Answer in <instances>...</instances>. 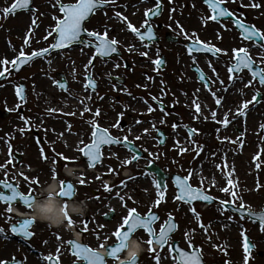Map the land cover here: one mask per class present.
Here are the masks:
<instances>
[{"label":"rangeland","instance_id":"obj_1","mask_svg":"<svg viewBox=\"0 0 264 264\" xmlns=\"http://www.w3.org/2000/svg\"><path fill=\"white\" fill-rule=\"evenodd\" d=\"M12 1L1 0L0 4V71L8 69L6 79L0 81V109L10 111L7 119L0 118V177L10 179L12 173L18 174L24 168L28 186L34 187L41 181L50 182L53 165H65L58 156L60 153L72 158V163L79 166L82 158L78 149L83 146L80 142L85 143L88 137L91 138L93 125L89 121H95L116 137L133 141L144 151L145 159L157 161L166 171L178 172L186 177L191 172V183L217 199V203L211 206L178 201L171 183L164 191L155 189L154 176L144 169L147 165L145 160L132 162L134 154L130 151L122 147H106L103 150L104 160L96 168L98 175L92 173V183H85L84 186L102 189L105 204L115 201V208H121L120 216L124 214V206L136 207L139 212L149 209L158 211L160 220L155 225L156 231L169 214L178 223L169 243L155 249V252L150 251L153 248L147 244V235L141 231L137 234L136 238L142 239L145 246L138 264H157V253L159 264H180L170 249L173 240H178L186 248L192 245L200 248L206 264H264V225L241 219L220 204L221 200L233 199L235 204H243L252 210H264V134L253 130L249 138L241 143L215 138L211 145L205 139L181 142L172 138L160 146L150 127L152 123L155 126L157 123H140L145 117H159L160 114L149 111V104H152L150 98L154 96L159 99L156 92L161 87L160 77L152 65L156 52L150 51L149 55L143 49L147 55L140 57L141 51L136 53L134 47L139 45L135 42L137 37L129 27H141L145 3L139 0H114L110 3V9L105 11L117 16L108 24L121 25L122 29L117 28V31L125 40H131V43L127 42L126 49L132 47L134 50L125 56L132 65L130 70H126L119 59H95L86 68L94 54L89 48L78 47L51 53L15 74L11 68L21 50L25 55H30L32 51L48 47L53 42L54 17H62V13L56 0H32L35 11H21L5 19L3 10ZM67 1L76 2L61 0L63 3ZM102 15L99 16L107 23ZM50 31L53 36H48L46 40L45 36ZM25 39L29 40L27 45ZM5 60L7 63H4ZM87 73H91L100 84L97 92L90 91L85 85ZM115 75L126 78L125 83L122 85L114 80ZM61 76L68 82L67 90L57 83ZM20 83L26 87V104L17 94ZM49 97L53 101H49ZM62 102H67L71 107L73 102L75 105L61 108V112L57 113L54 109L56 103ZM137 103L141 106L136 107ZM96 109H100L99 116L95 115ZM259 109L264 116V104ZM122 120L125 121L124 127ZM143 128L150 131V137L142 136L139 131ZM35 131L43 141L35 136ZM240 144L245 145L243 152L238 148ZM17 154L19 161L15 159ZM103 177L113 183L108 185ZM228 179H232L233 184L229 185ZM223 187H228L230 192L222 191ZM231 191H235L237 197H233ZM158 192L164 193L159 205L156 203ZM117 193L124 196L123 201ZM193 207L199 215L192 212ZM244 234H248L255 244V249L249 253L244 248ZM14 253L16 248L1 256L9 257Z\"/></svg>","mask_w":264,"mask_h":264},{"label":"flooded vegetation","instance_id":"obj_2","mask_svg":"<svg viewBox=\"0 0 264 264\" xmlns=\"http://www.w3.org/2000/svg\"><path fill=\"white\" fill-rule=\"evenodd\" d=\"M143 1L147 7L145 20L148 21L145 30L150 25L153 37L148 38L151 42H142L139 38L137 40L144 48L160 50L163 65L160 69L161 89L158 91L161 115L144 122L160 121L167 140L199 138L211 142L219 138L241 143L250 135V131L264 134V116L259 109L264 104V85L258 83V77L253 80L248 69L240 73L228 71L229 66L234 63L232 49L240 47L248 49L249 56L255 61L254 67H264V48L254 41L244 40L241 29L233 23L234 19L239 18L264 32V0H224L221 7H226L234 15L221 17L217 21L208 19L213 13L205 0ZM157 3L161 5L160 14L150 18L151 12L148 10L154 11ZM254 4L259 7L253 6ZM7 16L4 13V17ZM85 26L101 33L106 27L109 38L118 40L117 46L121 51L118 58L127 53L125 47L131 41L121 37L117 31V28H121L120 25L111 26L100 19L98 22L90 20ZM193 45L195 49L190 52ZM208 47H217L222 51L213 55L204 50ZM133 50L129 48V52ZM223 50H227L226 53ZM193 57L196 58L195 62ZM154 65L158 67L156 62ZM238 76L242 79H237ZM249 80H252L251 84H248ZM257 92L260 95L253 100ZM248 101L251 103L247 109H243L245 114L241 115L238 110ZM213 111L216 112L215 118L212 117ZM225 116L229 120L227 126L223 124ZM244 147V144H240L238 148L243 152ZM19 189L24 191L22 184ZM75 196L77 201H86L88 208L83 217L70 215L74 220L72 229H54L36 219L29 228L34 233L29 238L13 233L11 229V225L18 223L20 219L32 218L26 215L24 206L18 203L19 211L14 213L8 210V206L0 205V229H3V233H0V264L16 259L19 264H76L78 261L73 260L72 247L68 244L73 231L80 233L81 243L97 250L102 249L99 247L101 243L110 245L115 238L112 233L122 222L118 212L111 209L113 204H105L102 190H88L86 186L77 183ZM85 221H90L87 231H84ZM14 248L16 253L9 257L1 256ZM46 257H53L55 260L49 261Z\"/></svg>","mask_w":264,"mask_h":264},{"label":"snow or ice","instance_id":"obj_3","mask_svg":"<svg viewBox=\"0 0 264 264\" xmlns=\"http://www.w3.org/2000/svg\"><path fill=\"white\" fill-rule=\"evenodd\" d=\"M114 0H76V2H68L63 3L61 0H56V4L59 5V11L63 13L62 17H54L56 23L54 32L56 35L53 37V42L49 44L48 47H45L39 51H32L30 55H25L23 50H21L19 56L16 58L20 64H25L33 60L37 57H43L45 54L50 53L52 50H60L67 47L72 46L75 42L81 41L89 46L93 47L95 49L96 55L107 57L110 56L113 53H118V40L115 38H109V31L105 27V30L101 33L98 30H89L85 26V21H87L91 14L96 13L98 9H103L106 5H109L110 3H113ZM224 2V0H205V3L208 4L212 10L213 15L208 17V19L212 21H217L221 17L224 16H231L234 15L231 13L226 7H221V4ZM30 3V0H16L15 3L11 5L10 8H5L3 11L5 14L12 13L17 9H26ZM253 6L259 7L258 4H254ZM161 9V5L159 3L156 4V8L153 11L152 9H149L148 12H151V15L156 16L159 15ZM119 16L120 14L117 13ZM126 20L127 17H124ZM145 24H148V21L145 20ZM233 23L241 29V35L244 40L248 41H254L256 45H258L261 48H264V32L260 31L259 29H256L255 26H250L246 23H244L241 19L236 18L233 20ZM205 24H207V20L205 21ZM131 30L140 37L141 40L145 39V35H147L148 38L153 37V29L149 25L147 27V32L141 33L139 29L129 25ZM225 28H227V25H224ZM82 34H85L88 37L87 41H82ZM48 36H53V33L50 31L47 36H45V39H48ZM29 43L28 39H25V44L27 45ZM195 49V45H193V48H190L189 51H193ZM207 52H211L213 55H218L222 50L217 47H208L204 49ZM226 51L227 50H223ZM233 57L234 63H232L228 71L230 73H240L243 72L245 69H248L252 73L253 80H255L257 77L258 83L260 85H264V67H261L259 65H256L254 67L255 61L249 56L248 49L245 47L240 48H233ZM96 55H92L88 61V64L85 65L87 68L88 66L92 65L93 60L96 59ZM141 55H147V53H141ZM23 57V59H20ZM195 57H193V61L195 62ZM4 63H7V60L4 61ZM16 61H13V64H15ZM48 63L50 64L51 61L49 60ZM157 64L162 63V61H156ZM210 63V62H209ZM117 67H119V64H117ZM19 70V69H17ZM8 69H5L4 71H0V78H3L5 76V72H7ZM213 71L215 69L213 68ZM237 79H242V77H237ZM89 84L92 85L93 88H95V81L92 79V77L89 75L88 77ZM57 83H60L59 81ZM66 79L64 80L62 87H66ZM223 83V81H221ZM252 80L248 81V84H251ZM211 90V89H209ZM242 91V90H241ZM22 89H17V94L21 96V99H24V96L21 94ZM215 95V93H213ZM260 93L257 92L255 96H253V100L256 99L257 96H259ZM217 104L220 103L219 99H217ZM250 101L245 102L243 104L242 109H239L241 115H244L243 109H247ZM197 110H199V105H196ZM87 110V109H86ZM51 111V110H50ZM149 111H152L151 108H149ZM96 116L100 115V109H96ZM212 117H216V112H212ZM90 124L93 125L94 131L91 133L92 141L91 143L84 144L83 141L80 143L83 145V147H80L78 150L83 153V156L88 158V163L91 167H94L97 162L101 159V147L103 145H110V144H120L121 141L118 139H115L112 135H110L109 130L104 127H100L95 121H89ZM229 123V120L227 116H225L223 120V124L227 126ZM264 127V126H262ZM23 131V129H21ZM126 139V138H125ZM58 156L62 159V161L65 163V165L70 164L73 162L72 158L64 156L62 153L58 154ZM135 159V157H133ZM131 162V161H129ZM219 167V165H217ZM257 168L260 167L259 164L256 165ZM234 170V169H233ZM53 172V179L57 178L56 168L54 167L52 169ZM23 175V174H21ZM155 175V174H153ZM192 173H189V177H191ZM231 173H229V176ZM189 177L181 178L179 175L175 177V182L179 187V194L177 196V199L186 201L188 203H191L194 200L200 199L203 201L211 202L214 200V197L211 195L205 194L203 188L201 187H193L189 183ZM27 181V177L25 178ZM39 182L37 178V183ZM202 182V181H201ZM81 184L84 183L83 180L80 181ZM213 183H216L215 180H213ZM227 183L229 185L233 184L232 179H228ZM0 185L3 186V189L10 190V194L5 193V191L0 190V201L5 202L9 204L10 206L15 203H20L22 206H26V208L32 210V205L36 202L38 199L32 192H29L28 194H25L24 192L19 190V187L16 185H13L12 183H9L5 180H0ZM156 186L159 188L160 184L159 181H156ZM109 191L111 189H108ZM222 191L225 193H229L230 189L228 187H223ZM75 193V187L72 182H67L64 179L60 180V190L59 192L54 193L55 198H71L73 197ZM231 195L233 197H237V193L235 191H231ZM117 196L120 200H124V196H121L119 193H117ZM164 199V193L158 192V199L156 201L157 205L161 202V200ZM229 202L226 200H221L220 204L221 206H226ZM11 211V207L8 209ZM193 213H196V209L193 207L192 209ZM234 211H243L244 205L240 204L239 208L233 209ZM64 211L65 215L67 216V222L68 224L73 225L74 220L68 213V204L64 203ZM199 215V213H196ZM249 216L255 217L260 216L262 219H264V213H255V212H249ZM231 219V217H229ZM160 220V216L153 212L151 209L148 211L147 214L142 215L138 212L136 207H130L127 208V214L122 218V222L119 223L118 227L115 229V231L112 233V235L115 237L116 243L113 245H105L104 243H101L99 245L100 248L107 247V250L105 253H101L96 248H92L86 244L76 242L75 240H69L68 244L72 245L75 249V256L77 257V260L79 264H108V259H113L118 261L120 259L121 253L125 252L129 241L136 236L137 232L139 230L145 231L149 235V239L147 240L148 245H152L154 242L158 243L161 248H163L165 245L169 243L170 239V233L173 232L177 225L174 222H171L173 220V217L171 214H169L168 219L164 222L163 226L160 228L159 233L157 234L156 230L153 228V224ZM36 222V219L32 217L31 219L24 218L20 219L18 223H13L11 225V229L13 233L20 234L23 238H29L34 233L29 231V228L31 225H33ZM90 223V221H85L84 231H87V224ZM203 227V225H201ZM0 233H3V229H0ZM99 238V236L97 237ZM57 239H59V236H57ZM47 243V241H45ZM252 245L245 244V251H248ZM150 251L155 252L156 250L150 249ZM178 252V260H184L185 264H201L200 256L198 255L199 250H193V252L190 254L186 251H184L181 248L176 249ZM49 261L52 260V257H46ZM156 260L157 264H159V254H156ZM126 264H138V256L133 257L132 259L126 261Z\"/></svg>","mask_w":264,"mask_h":264},{"label":"clouds","instance_id":"obj_4","mask_svg":"<svg viewBox=\"0 0 264 264\" xmlns=\"http://www.w3.org/2000/svg\"><path fill=\"white\" fill-rule=\"evenodd\" d=\"M66 175H76V170L69 167L65 169ZM44 192L48 193L46 198L37 199L32 205V211L26 213L31 217H34L41 222H45L53 227L64 226L67 229H72L73 225L66 224L67 216L64 211V202L55 198L54 193L58 191V182L53 180L49 187L43 189ZM88 205L86 201H71L68 203V213L73 216L83 217L87 211ZM77 237L79 233L76 234ZM101 253L104 249H99ZM145 251L144 241L140 238L132 239L126 249L124 257L119 259L116 264H126V261L133 257L140 256Z\"/></svg>","mask_w":264,"mask_h":264},{"label":"water","instance_id":"obj_5","mask_svg":"<svg viewBox=\"0 0 264 264\" xmlns=\"http://www.w3.org/2000/svg\"><path fill=\"white\" fill-rule=\"evenodd\" d=\"M30 3H31V0H30ZM30 3H29V5H28V7L27 8H29V6H30ZM51 52V51H50ZM48 54V53H47ZM37 58H39V57H37ZM20 59H23V57H21ZM34 59H36V58H34ZM33 59V60H34ZM32 61V60H31ZM30 61V62H31ZM30 62H28V63H30ZM28 63H25V64H20V62L18 61L17 62V65H16V67L14 68V71L15 72H19L24 66H26ZM17 69H19V70H17ZM4 78V77H3ZM63 82L64 81H62V82H60V86L63 84ZM21 89H22V92H21V94L24 96V99L23 100H25V85L24 84H21V87H20ZM64 88H67V84H66V87H64ZM9 115V113L7 112V111H5V112H3L2 113V117H7ZM124 145H126V146H128L129 148H131L132 150H134L135 152H136V154H137V157L136 158H139V157H141V153H140V151H138L137 149H135L134 147H132V145H130V144H128L127 142H124L123 143ZM148 169H151V170H153V171H155L156 173H157V175H158V180L160 181V182H162V180L164 179V177H165V175L163 174V172L160 170V168L157 166V165H151V166H149V168ZM197 200H200V199H197ZM194 201H196V200H194ZM193 202V201H192ZM250 211H245L244 213H246V214H248ZM261 213H264V212H261ZM251 218L252 219H257V220H260V221H263L264 222V219H262L260 216H255V217H252L251 216ZM171 222H174L173 220L171 221ZM174 232V231H173ZM171 234H172V232L169 234L170 236H171ZM178 248H180L179 247V245H178V242H174V246L172 247V249L174 250V251H176V249H178ZM252 248V247H251ZM250 248V249H251ZM182 249V248H181ZM194 250H197V249H194ZM176 253H178L177 251H176ZM198 255H199V252H198ZM200 256V255H199ZM200 259H201V264H204V262L202 261V257L200 256ZM182 261V263L183 264H185V261L184 260H181Z\"/></svg>","mask_w":264,"mask_h":264},{"label":"bare ground","instance_id":"obj_6","mask_svg":"<svg viewBox=\"0 0 264 264\" xmlns=\"http://www.w3.org/2000/svg\"><path fill=\"white\" fill-rule=\"evenodd\" d=\"M50 89V88H49ZM50 100H52L53 101V99L51 98V97H49V101ZM51 105V104H50ZM73 106L75 105L74 104V102H73V104H72ZM66 106H68V107H70V108H72L71 106H69V104L67 103V102H62V103H56V107L54 108L55 109V111L57 112V113H59V112H61V108H66ZM138 106H141L140 105V103H137L136 104V107H138ZM69 109V108H68ZM66 114H69V113H66ZM67 137V136H66ZM68 138H70V137H68ZM51 185V184H50ZM49 185V186H50ZM133 239H135V238H133ZM155 248H157V246H154ZM125 255V254H124ZM124 255H122L121 257H120V259L122 258V257H124Z\"/></svg>","mask_w":264,"mask_h":264}]
</instances>
